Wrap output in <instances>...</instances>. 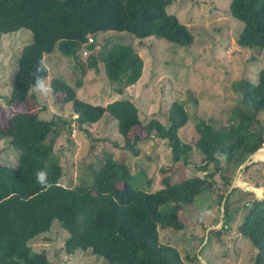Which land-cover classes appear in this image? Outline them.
Instances as JSON below:
<instances>
[{"label": "trees", "instance_id": "trees-1", "mask_svg": "<svg viewBox=\"0 0 264 264\" xmlns=\"http://www.w3.org/2000/svg\"><path fill=\"white\" fill-rule=\"evenodd\" d=\"M170 3L171 0H0V39L20 28L32 33V41L20 51L8 103L17 104L33 95L37 81L48 75L44 54L55 48L76 60L84 75L78 51L83 46L94 49L101 32H125L138 38L154 36L180 46L191 45L192 33L176 15L167 12ZM229 11L243 23L238 44L263 50L264 0H230ZM97 58L119 94L142 75L143 59L130 43L108 46L105 42L89 56L88 65L95 66ZM81 84L82 80L76 82L78 87ZM50 87L71 103L79 128L99 121L108 112L117 121L125 148L134 154L138 153L139 135L135 133L132 140L129 135L139 126L146 137L155 134L167 141L175 163L186 162L193 149L178 135L189 122L187 110L178 101L170 104L167 122L153 117L141 124L138 108L127 98L99 105L78 98L76 89L62 79L53 78ZM234 87L241 100L232 108L231 127L218 129L205 121L195 126L198 138L193 145L202 155L198 167L201 171H206L210 163L218 164L219 156H223L229 171H235L250 154L264 148L261 131H249L257 123V114L264 111V67L255 81L242 79ZM8 123L6 128L0 124V138L9 139L18 149V161L13 166L0 159V264H62L29 244L38 234L48 231L54 220L68 232L63 244L67 254L90 249L108 264H186L175 247L160 240L159 229L184 228L171 205L192 204L202 192H212L214 171L176 182L172 176H165L160 181L162 188L149 191L134 184L137 176L148 187L150 180L144 171L132 175L123 161L104 158L100 166L92 169L90 185L65 186L60 182L63 167L54 153L53 139L57 135L53 129L59 124L68 129L70 120L60 116L45 120L37 112L18 111ZM256 160H264V154H256L246 167ZM41 171L46 174L45 184L37 179ZM222 179L224 187L230 185L227 176ZM236 187L227 194L224 211ZM251 192L261 195L256 188L251 187ZM223 197L221 193L220 204ZM238 232L257 249L255 264H264V198L247 208Z\"/></svg>", "mask_w": 264, "mask_h": 264}, {"label": "rangeland", "instance_id": "rangeland-1", "mask_svg": "<svg viewBox=\"0 0 264 264\" xmlns=\"http://www.w3.org/2000/svg\"><path fill=\"white\" fill-rule=\"evenodd\" d=\"M230 0H171L166 9L177 16L193 35L189 46H180L154 36L138 38L125 32H101L96 36L94 49L87 47L78 51L83 64L84 75L76 60L59 53L55 48L44 54L48 69L42 81L44 88H33L32 96L17 104H9L17 60L21 49L32 41V33L26 28L5 33L0 39V124L8 126L9 118L18 111H34L45 120L60 116L70 120V126L53 129L57 136H51L55 156L63 167L60 182L65 186L90 185L91 171L100 166L104 158L123 161L133 174L145 172L150 180L148 187L136 176L132 181L139 188L154 191L162 188L161 179L172 176L173 182L192 175H205L214 171V189L199 194L192 204L173 203L184 222L183 229H159L163 243L175 247L186 264H255L257 249L251 241L238 232V225L247 208L248 201L264 198V160H256L239 174L237 169L229 171L223 156L220 162L210 163L206 171L198 167L202 155L195 149L198 138L196 124L200 121L213 124L216 128L229 129L232 108L240 102V95L234 87L242 79L255 81L257 73L264 67V49L241 47L238 42L243 23L229 11ZM106 42L130 43L143 59V70L139 80L125 87L121 94L116 84L110 83L104 73L103 64L97 58L95 66H89V56L99 51ZM59 78L76 89L77 97L99 105L127 98L138 108L141 124L155 117L167 122L168 109L173 101L182 103L189 115V122L179 129L180 139L191 144L186 162H173L166 140L155 134L145 136L142 126L131 131L129 138L139 135L136 143L138 153L125 148V138L118 132L117 121L108 113L91 124L79 128L71 103L63 95L54 93L50 81ZM82 80L80 87L76 82ZM250 132L261 131L264 138V111L256 116ZM1 162L16 166L18 149L7 138H0ZM219 167V169L216 167ZM223 176L230 185L237 186L222 211L219 195L226 193L230 185L223 186ZM239 181V184H238ZM251 187L261 195L251 192ZM223 204V203H222ZM224 205V204H223ZM225 208V206H224ZM229 213V214H228ZM223 215V216H222ZM68 232L54 220L50 229L38 234L29 244L35 251H44L47 257L62 264H108L100 255L90 249H77L71 254L64 250ZM203 259V260H202Z\"/></svg>", "mask_w": 264, "mask_h": 264}, {"label": "water", "instance_id": "water-1", "mask_svg": "<svg viewBox=\"0 0 264 264\" xmlns=\"http://www.w3.org/2000/svg\"><path fill=\"white\" fill-rule=\"evenodd\" d=\"M261 148H259V149H257L255 152H253L252 154H250L247 158H246V160L238 167V170H237V173H241L243 170H244V167L250 162V160L251 159H253L254 158V156L257 154V152H259V150H260ZM235 181V180H234ZM234 181L231 183V185H230V188H229V190L224 194V197H223V199H222V202H221V208H222V211L224 210V202H225V199H226V196H227V194L233 189V183H234ZM223 203V204H222ZM252 205H253V201H248V202H246V204H245V206L247 207V208H251L252 207ZM223 216V215H222ZM203 260V259H202ZM207 264V263H206Z\"/></svg>", "mask_w": 264, "mask_h": 264}, {"label": "clouds", "instance_id": "clouds-1", "mask_svg": "<svg viewBox=\"0 0 264 264\" xmlns=\"http://www.w3.org/2000/svg\"><path fill=\"white\" fill-rule=\"evenodd\" d=\"M37 87L43 89L44 88L43 82L38 80L37 81ZM37 179H38L39 183L45 184L46 183V174H45V172H43V171L39 172L38 176H37Z\"/></svg>", "mask_w": 264, "mask_h": 264}, {"label": "bare ground", "instance_id": "bare-ground-1", "mask_svg": "<svg viewBox=\"0 0 264 264\" xmlns=\"http://www.w3.org/2000/svg\"><path fill=\"white\" fill-rule=\"evenodd\" d=\"M257 154H264V148H261Z\"/></svg>", "mask_w": 264, "mask_h": 264}, {"label": "built area", "instance_id": "built-area-1", "mask_svg": "<svg viewBox=\"0 0 264 264\" xmlns=\"http://www.w3.org/2000/svg\"><path fill=\"white\" fill-rule=\"evenodd\" d=\"M89 41H91V39H89ZM77 116V115H76Z\"/></svg>", "mask_w": 264, "mask_h": 264}]
</instances>
